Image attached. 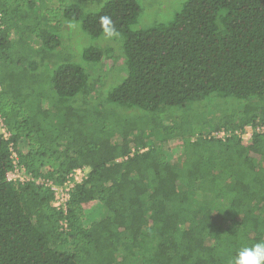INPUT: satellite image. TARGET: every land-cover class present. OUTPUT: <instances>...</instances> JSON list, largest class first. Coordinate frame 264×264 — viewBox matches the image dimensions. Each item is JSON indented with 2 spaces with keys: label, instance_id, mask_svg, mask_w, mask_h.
I'll list each match as a JSON object with an SVG mask.
<instances>
[{
  "label": "trees",
  "instance_id": "16d2710c",
  "mask_svg": "<svg viewBox=\"0 0 264 264\" xmlns=\"http://www.w3.org/2000/svg\"><path fill=\"white\" fill-rule=\"evenodd\" d=\"M21 2L0 0V119L10 132L0 131V264H234L264 241V133H236L264 124V0H187L171 23L141 29L131 28L137 0L66 9L94 38L107 32L104 17L123 37L127 74L104 102L147 112L127 119L93 109L104 104L93 99L98 79L60 64L44 1L28 0L27 11ZM110 55L83 51L92 63ZM206 102L220 113L210 117ZM11 146L34 178L62 183L88 170L66 213L51 188L8 177Z\"/></svg>",
  "mask_w": 264,
  "mask_h": 264
},
{
  "label": "rangeland",
  "instance_id": "374dc122",
  "mask_svg": "<svg viewBox=\"0 0 264 264\" xmlns=\"http://www.w3.org/2000/svg\"><path fill=\"white\" fill-rule=\"evenodd\" d=\"M23 7L28 9L27 3L28 0H21ZM46 5L45 15L50 19L51 26L55 24L58 25L59 35L62 38V44L60 46V64L65 62H73L82 65L86 70H88L92 76L98 79V85L96 91L93 93V99L102 97V100L106 99L105 96H108V93L115 88L126 76L127 67L122 65L124 62V55L122 45L124 39L120 35L104 33L100 37L90 36L82 27L81 20H68L64 19V14L66 9L76 7L82 13L95 12L98 11L101 6L108 0H42ZM140 5V13L138 21L132 25V29H141L151 27L160 23L169 24L171 23L176 14L181 10L183 4L187 0H137ZM39 10V8H37ZM76 12V11H75ZM75 14V13H74ZM90 45L101 46L104 48H111V55L107 59H104L100 63L88 62L83 57V51L86 47ZM115 58V59H113ZM103 69V72H102ZM209 104V116L212 118L214 115L220 113L221 109H218L215 106L212 107L210 102ZM214 104V103H213ZM101 107V108H100ZM100 107L95 106L93 109L100 111L101 116L109 117H122L135 118L141 113H147L146 111L138 108H126L119 104L114 103H102ZM86 109L81 110L83 114L86 115L88 121L87 126L89 127V119L91 117L92 107L88 106V103L85 106ZM97 108V109H96ZM170 112L176 116L190 118L196 111L190 110L188 108L182 107H170ZM78 112V111H76ZM79 115V112L77 113ZM76 117V116H75ZM201 116L199 115L198 119ZM102 121L105 120L101 118ZM181 119V118H179ZM63 120V119H62ZM65 123L62 121V124ZM156 138V137H155ZM182 138L179 137L177 141L172 142L173 148L180 149Z\"/></svg>",
  "mask_w": 264,
  "mask_h": 264
},
{
  "label": "built area",
  "instance_id": "2783aa9c",
  "mask_svg": "<svg viewBox=\"0 0 264 264\" xmlns=\"http://www.w3.org/2000/svg\"><path fill=\"white\" fill-rule=\"evenodd\" d=\"M0 131L3 133V136L8 139L10 136V132L8 131V127L5 125L3 119H0ZM236 133L239 136H243L244 138H251L255 133H264V124L257 126H247L245 129H237ZM216 138H224L226 134V130L222 129L220 131H216L212 133ZM12 158L14 164V170L9 172L8 177L10 179L18 180L24 182L26 180H35L38 184H43L45 187L51 188L54 194V204L58 209H61L64 213H66L68 208V202L71 197L72 190L76 183L83 180V178L87 175L88 170L85 168L78 167L74 169L68 176V178L64 182H55L50 179L44 178H34L29 173H27L26 169L23 167H19V156L16 150L11 146ZM135 149L131 151L130 155H133ZM142 151V150H141ZM126 158L128 156H125ZM63 224L66 225V221H63Z\"/></svg>",
  "mask_w": 264,
  "mask_h": 264
},
{
  "label": "clouds",
  "instance_id": "9594fccd",
  "mask_svg": "<svg viewBox=\"0 0 264 264\" xmlns=\"http://www.w3.org/2000/svg\"><path fill=\"white\" fill-rule=\"evenodd\" d=\"M102 23L106 26L105 30L112 34L109 18H102ZM234 264H264V241H260L251 247L242 248L234 260Z\"/></svg>",
  "mask_w": 264,
  "mask_h": 264
}]
</instances>
